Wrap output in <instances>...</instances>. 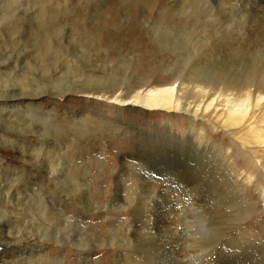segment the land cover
Segmentation results:
<instances>
[{
    "label": "rangeland",
    "instance_id": "rangeland-1",
    "mask_svg": "<svg viewBox=\"0 0 264 264\" xmlns=\"http://www.w3.org/2000/svg\"><path fill=\"white\" fill-rule=\"evenodd\" d=\"M256 2L0 0L11 11L17 4L13 17L0 16V95L80 86L134 101L137 92L147 99L150 90L179 82L253 89L264 83V7ZM193 93L185 94L189 102ZM64 96L23 102L51 114L54 129L47 120L0 111V261L205 264L220 251L214 263L226 264L255 245L262 249L256 262L264 264V204L256 188L246 191L257 208L245 229L250 244L214 238L210 198L224 196L222 180L210 171L207 150L191 144L226 148L223 130L166 108ZM234 162L245 171L243 158ZM143 184L162 202L154 219L140 206Z\"/></svg>",
    "mask_w": 264,
    "mask_h": 264
},
{
    "label": "bare ground",
    "instance_id": "bare-ground-1",
    "mask_svg": "<svg viewBox=\"0 0 264 264\" xmlns=\"http://www.w3.org/2000/svg\"><path fill=\"white\" fill-rule=\"evenodd\" d=\"M257 2L261 4L260 7H262V5L264 7V0H257ZM16 8L17 4L14 5V10L11 11L9 9V4L6 3L0 8V16L4 14L13 17V11H16ZM261 10L263 11V9ZM25 13L24 11V15H26ZM4 18L8 19L7 17ZM208 81L209 80H205V84H213L211 83L212 81ZM213 86H217V84H213ZM221 86L220 88H216V90H208L202 85H193L191 83L184 85L181 82L178 84L173 83L150 90L147 99H144L142 96L143 92H137L131 99L134 101H125L117 97L113 98V95L96 92L93 91V89L80 86L67 88L61 92L34 89L36 86L27 89L14 88L0 95V111L9 110L11 113L17 112L18 115H25V118L34 117L37 122L39 120H47L48 128L54 129V124L58 121L53 119L51 114L48 116L39 110H34L30 107V104L27 103L28 101L25 104H23V102L33 98L37 99L44 95H48L51 98H63L65 97L64 95L71 93L75 96H85L86 98H92L98 101L124 103V106H133L135 108H140L142 111L166 108L169 111L189 116L193 124L204 121L200 122L198 125L207 122L209 123L206 124L207 127L214 132L223 130L225 135L229 138L230 146L219 148L216 143H214L213 146H204L202 144L203 142L200 140H196V144L192 143L191 146H196L198 144L196 147L197 150L199 148L204 149V152L207 150L208 153L206 152L205 156L209 160L207 163L210 165V171H213V174H219L222 180V186L219 189L221 191L220 194L224 196L221 199H218V196H212L210 198L211 220L214 226L215 240H238L239 246L244 247L246 243L248 245L250 244L244 240L253 239L252 234L246 232L245 229L246 225L249 224V217L254 213L256 214L255 211L257 209L256 206L247 199L246 191L250 188H256L260 200L264 204V150H261L264 149V83L255 86L253 89H245L244 87H238L230 83H223ZM188 92H195V94L193 93V101L189 102L188 99L185 98V94ZM20 103L22 106H25V108L19 106ZM43 131L45 134L48 133L46 129ZM173 140L175 139L172 138L171 141ZM176 140L181 146L190 145V143L187 142L188 139L184 140L178 137ZM237 156L244 159L245 171H242L243 169H241V166L237 167V164H235L234 160ZM200 161L204 164L201 159L199 162ZM53 167L52 171L54 173L55 170ZM61 178L62 176L59 179V184L62 193H65L68 188L65 185V180H61ZM213 181L216 182V178L213 179ZM174 182L173 180L169 184L173 185ZM148 190L149 187L147 184L141 186L139 202L141 203L140 206L151 212L152 215L149 212L150 216L148 217L150 220V217L154 219L152 217L153 211H156L162 202L158 194L151 193ZM193 203L192 201L190 204ZM123 207L129 210L131 205L125 204ZM8 220L4 219L6 223ZM232 220H237L235 221V227L230 226ZM10 221L11 220H9V222ZM171 226L173 229H171V227L169 229L175 231L174 225L172 224ZM2 245L4 246L5 244ZM229 246L230 245H226L225 248ZM248 247L247 249H251V255L240 254L232 259L234 262L229 261L227 258L226 264H257L256 261L260 258L262 249L260 246L255 245L251 248L250 246ZM219 255L220 251L214 252L212 256L210 254L205 264H224L225 260L220 263H214V260ZM10 259L14 258L11 257ZM0 263L6 264L8 262L0 261Z\"/></svg>",
    "mask_w": 264,
    "mask_h": 264
}]
</instances>
